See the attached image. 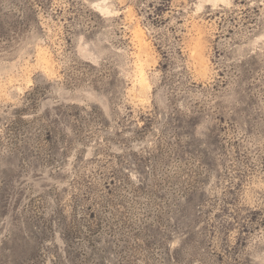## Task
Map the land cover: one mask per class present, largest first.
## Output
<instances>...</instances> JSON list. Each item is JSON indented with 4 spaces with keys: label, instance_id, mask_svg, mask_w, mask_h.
Here are the masks:
<instances>
[{
    "label": "rangeland",
    "instance_id": "1",
    "mask_svg": "<svg viewBox=\"0 0 264 264\" xmlns=\"http://www.w3.org/2000/svg\"><path fill=\"white\" fill-rule=\"evenodd\" d=\"M0 264H264V0H0Z\"/></svg>",
    "mask_w": 264,
    "mask_h": 264
},
{
    "label": "bare ground",
    "instance_id": "2",
    "mask_svg": "<svg viewBox=\"0 0 264 264\" xmlns=\"http://www.w3.org/2000/svg\"><path fill=\"white\" fill-rule=\"evenodd\" d=\"M97 5H99V4H97ZM100 8V7H99ZM102 10H104V7H103V9ZM142 81H144V79H142Z\"/></svg>",
    "mask_w": 264,
    "mask_h": 264
}]
</instances>
